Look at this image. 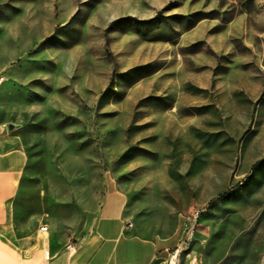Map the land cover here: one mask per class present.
Segmentation results:
<instances>
[{"label":"rangeland","instance_id":"374dc122","mask_svg":"<svg viewBox=\"0 0 264 264\" xmlns=\"http://www.w3.org/2000/svg\"><path fill=\"white\" fill-rule=\"evenodd\" d=\"M0 126L25 243H75L117 190L142 236L190 229L179 258L264 264V0H0Z\"/></svg>","mask_w":264,"mask_h":264},{"label":"crops","instance_id":"0c3cea01","mask_svg":"<svg viewBox=\"0 0 264 264\" xmlns=\"http://www.w3.org/2000/svg\"><path fill=\"white\" fill-rule=\"evenodd\" d=\"M7 141L0 126V264H167L165 250L176 241L136 232L117 190L105 194L90 230L75 243L54 248L46 229L25 243L12 232L9 219L27 159L21 147ZM175 264L190 261L177 257Z\"/></svg>","mask_w":264,"mask_h":264},{"label":"built area","instance_id":"2783aa9c","mask_svg":"<svg viewBox=\"0 0 264 264\" xmlns=\"http://www.w3.org/2000/svg\"><path fill=\"white\" fill-rule=\"evenodd\" d=\"M46 227L41 226L40 230H45ZM186 232L183 237L178 241V243L172 247L171 249H166L167 252V264H175V260L179 256V254L185 251L188 248V245L191 241V232L190 229L185 226ZM192 261H190V264Z\"/></svg>","mask_w":264,"mask_h":264},{"label":"trees","instance_id":"16d2710c","mask_svg":"<svg viewBox=\"0 0 264 264\" xmlns=\"http://www.w3.org/2000/svg\"><path fill=\"white\" fill-rule=\"evenodd\" d=\"M156 14H159V13H156ZM121 20H122V18H118L116 20H112V21L109 22V26H114V25H116L117 22H120ZM158 31H157V33H154V34L152 33L153 34L152 35L153 37H151L152 39H149V40H169V39H172V37H168V38L162 37L160 35V31L159 32Z\"/></svg>","mask_w":264,"mask_h":264},{"label":"water","instance_id":"95a60500","mask_svg":"<svg viewBox=\"0 0 264 264\" xmlns=\"http://www.w3.org/2000/svg\"><path fill=\"white\" fill-rule=\"evenodd\" d=\"M13 128V125L11 123L6 124V129L11 130Z\"/></svg>","mask_w":264,"mask_h":264}]
</instances>
